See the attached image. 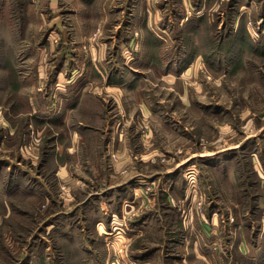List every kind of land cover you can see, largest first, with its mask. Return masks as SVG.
<instances>
[{"label": "rangeland", "instance_id": "rangeland-1", "mask_svg": "<svg viewBox=\"0 0 264 264\" xmlns=\"http://www.w3.org/2000/svg\"><path fill=\"white\" fill-rule=\"evenodd\" d=\"M176 3L0 0V264H188L177 257L178 246L165 243L159 216L166 238L172 237L168 219L178 218L186 234L190 219L216 216L222 231L240 222L247 262L264 264V0ZM193 58L188 78H180ZM170 70L174 79L205 84L206 102L190 85L187 94L192 107L198 101L224 109L209 115L211 125L225 129L222 136L211 135L209 142L199 136L187 141L189 149L161 144V123L185 115L177 80L174 91L162 81ZM94 96L110 111L99 133L104 171L113 172L118 156L109 146L119 143L128 154L127 180L109 183L79 163L91 156L87 133L95 125L79 111ZM81 134L88 142L77 146ZM254 134L255 148L239 147ZM236 143L234 182L210 187L213 172L203 163L213 156H199ZM196 152L199 161L185 167L194 171L195 187L183 170L185 188L173 190L174 198L164 174L175 175L181 170L176 164ZM159 173L164 189L157 195L158 183L149 180ZM128 184L137 197L135 189L114 196L119 205L104 213L101 205L112 200L108 188ZM106 228L113 232L109 240ZM211 233L203 242L217 252L214 264H235L232 245Z\"/></svg>", "mask_w": 264, "mask_h": 264}, {"label": "crops", "instance_id": "crops-1", "mask_svg": "<svg viewBox=\"0 0 264 264\" xmlns=\"http://www.w3.org/2000/svg\"><path fill=\"white\" fill-rule=\"evenodd\" d=\"M152 0H147V2H150ZM187 1V3H186ZM189 0H177L176 4H185L186 6L188 4ZM144 2L146 3V0H144ZM142 3V2H141ZM181 3V4H180ZM177 10V9H176ZM156 12H154V14L156 15ZM160 12V11H159ZM159 14H157L158 16ZM195 58H193L192 61H190L188 64H186V68L183 71V73L181 74L180 78H188L187 75V71L189 70V66L191 64V66L193 65V61ZM182 62V60H181ZM179 62L180 65H182L184 62ZM183 66V65H182ZM173 71V70H172ZM171 70L169 71V73L164 77H162V81L164 83H166V81L169 83L168 85L171 86L172 90H175V85L174 82L175 80H177L178 85H180V99L182 98V105H183V110H184V114L182 116V118L180 119V121L178 120L177 122L173 121L174 124H170L169 121H167V119L164 121V123L162 122L161 124H163V126H161L162 130L165 131V135H164V139L163 142L161 143L162 145H164L166 148H173L175 146H187L189 145V142L191 141H195L197 137L201 136L202 138H204V141H211V135L212 136H222L223 135V129L219 126V125H211V116L209 115H214L211 114L215 113L217 111H219L220 113L222 112V110H224L222 108V110L220 108H218L217 105L215 104H204L200 103L198 101H193V103H195L193 105V107L191 106V99L193 100V98L190 99L189 93L188 92V86L190 85L193 89H195V96H200V100L201 101H207L209 99V93H207V88L205 89V84H199L197 86L193 85L190 83L189 81H182L180 79H174L172 75L173 72ZM173 78V79H172ZM130 79H135V78H130ZM217 80V79H216ZM123 82L125 80H122ZM173 81V82H172ZM181 81V82H180ZM167 84V83H166ZM214 93V92H213ZM92 94V93H90ZM216 95H218L216 92L214 93ZM95 95V93L92 94V96ZM88 96V95H87ZM116 96H118V94H116ZM96 97V96H94ZM116 100L117 98L114 97ZM93 98L89 97L87 98V101L84 102V110L79 111V115L84 116V118L87 120L89 119L90 121L93 122L94 128H90L88 129L90 131V133H87L89 136H85L88 137L89 139V145H90V155L89 158H87V161L84 160H80L79 163L81 164V166L87 165L88 167L93 169V174L96 175L97 177H102L103 175L106 176V178H109L108 182L112 183L114 181V179L116 180H121L123 179V181L128 177L124 176V174L122 173V170L126 167H128L126 158H127V151L126 150H122L120 148V144L119 143H114V147L112 148L111 145L109 146V150L112 149V151H116L117 152V162L114 163V168H113V172L111 171L110 174H106V172L104 171V161H105V152H104V156L102 151H100V149L98 150L99 145L102 143V136L99 134L100 133V129L104 128V125L106 124V120L107 117L110 113V111H107L106 106L101 105L102 103H100L96 97V100H92ZM173 99V96H172ZM196 102H198L199 104H196ZM71 105H73V103H71ZM69 107V106H68ZM104 107V108H103ZM192 108V112H197L198 114H200L197 117L192 116V114H189V109ZM146 111V110H145ZM147 114V113H146ZM222 114V113H221ZM221 114H217V116L221 117ZM193 118H196V121L193 120ZM251 121V120H250ZM249 121V122H250ZM248 122V126L250 125ZM152 128L149 127L147 132L150 134V132H152L153 130H151ZM225 130V129H224ZM115 133V131H114ZM255 135V134H254ZM81 137L78 138V141L75 139L74 142L76 143V145L78 146L79 143H84L87 144L88 139H86L85 137H83L84 135H80ZM148 136V134H147ZM252 135H248L246 136V140L242 142V144L239 145V147H245L246 149H249L248 146H250V144H252L250 147L255 148V146L257 145L256 142V136H252ZM249 137V138H248ZM91 138V140H90ZM114 141H116V137L112 138ZM106 140V139H105ZM156 140V139H154ZM155 145L157 146V140L155 141ZM219 141H216V144H218ZM238 144H231L226 146L223 149L220 150H216L214 153H207L205 155H200L198 154V152H196L195 154L193 153L192 156H190L188 159L186 160H180L176 165H179L181 170L179 172H176L175 175L168 177L169 174H164V177H166V179L164 178V184H165V189L170 190V195H172V193L174 194L173 197L176 198L177 193H174L173 190H175L176 188L178 189V192L181 193V191L183 192V189L185 188V182L183 181L181 172H183V170H188L190 168H185L186 166L188 167V161L194 160L195 158H197L196 156H199L200 158L206 159L207 157H211L213 156L211 159L209 158V160H207V163H203V165L208 168L209 171L213 172L212 173V177L209 178L207 177L206 180L208 185H210V187H215L217 188V190H219L221 187H224V184H226L227 186H230L234 180L233 178H231V159H233L232 154L235 151L239 150V147H237ZM189 149V146H187ZM185 149V147H183ZM253 150V149H251ZM183 151L179 150V152ZM113 152V153H114ZM180 159V156H179ZM199 160L195 159L194 162H198ZM77 163V164H79ZM152 164V163H151ZM185 165V166H184ZM141 168L142 166L139 165ZM192 166H195L194 164ZM129 168V167H128ZM156 172L158 169H155ZM135 171L138 172H142L140 170H138L136 168ZM133 172V171H132ZM160 174V173H159ZM129 175V174H128ZM162 177V175H158L155 176L154 178H151L149 181H154V183H158L157 186H159L157 188L156 194L158 195V193L160 192L161 189H164V185H161V181L160 178ZM204 176V174H202V177ZM130 177V176H129ZM146 177V176H144ZM143 177V178H144ZM142 178V179H143ZM150 178V177H148ZM128 181V182H132ZM140 182V180H138ZM124 183V182H123ZM141 183V182H140ZM139 183V184H140ZM138 184V185H139ZM182 184V186H181ZM129 185H122L118 188H108L109 191L107 194L108 199H112L110 201H108V203L105 206H102L101 202H98L101 207L102 210L104 211V213H108L110 215V213L114 212V209L119 205V197H115L114 196H118L119 194H124L129 192V190L134 191V193H132V198L134 195V198L137 197L138 191L137 188H129ZM182 188V189H181ZM172 189V190H171ZM220 192V191H219ZM226 193V192H224ZM100 196H106V195H100ZM99 196V197H100ZM98 197V198H99ZM222 197V196H219ZM102 198V197H100ZM160 199V198H159ZM95 201V200H92ZM144 201L145 202H150V199L145 198L144 197ZM96 202V201H95ZM240 202V200H239ZM102 214V213H101ZM233 216V217H232ZM230 216L231 220L234 218L235 214ZM160 220H159V228L160 230H162V237L165 241V243L170 244L169 246H174V248L176 246H178L177 252H178V256L177 257H181L183 259H188L189 263L188 264H214V261L216 258H218V256H216L215 254H217V252L213 253L214 250H212L211 248L209 249L208 245H206L203 241H204V237L207 238V235L209 234V230L210 228L212 229V236L215 239H220L221 240V245H232V249H234L233 251V262H235V264H250L247 262L245 255L248 254L249 248H248V244L246 242V238L243 232V228H241V226L239 225L240 222H237V227L234 226V230L235 233L233 232L234 230L231 229L230 223H226L224 230L222 231V229L219 226V220L216 216H209L208 218H197V221L195 220L194 222L191 221V219L189 220L190 223V228L188 233L186 234L185 231L183 230H179L181 228H179V219L177 218V220H170L168 219V222L166 224L171 225L170 226V235L172 237L170 238H166L165 236V229H166V225H164L162 222H164L163 218L161 216H159ZM107 221L109 222V216L106 218ZM145 223V221H138L136 223V226L140 225L141 227L142 224ZM115 224H118L117 222ZM119 225V224H118ZM100 227H102L100 225ZM114 229H119V227L115 226ZM231 231V232H230ZM231 233L228 234V233ZM105 235L107 234L108 237H106L107 240L110 239V237L112 236L111 233L109 231V228L105 229ZM120 233V232H117ZM115 239V238H114ZM225 241L224 243L222 241ZM116 241V239H115ZM114 241V242H115ZM217 241V240H216ZM114 242L112 244V246L114 245ZM225 245V246H226ZM162 250L165 252L164 246H162ZM157 251H160V249L158 248ZM180 251V252H179ZM164 252H161V254H166ZM182 254V255H181ZM214 254V255H213ZM167 255V254H166ZM149 257V256H148ZM147 257V258H148ZM214 260V261H213ZM79 260H75L74 263H77ZM180 261V260H179ZM99 262V261H98ZM231 262V261H230ZM229 262V263H230ZM102 262L98 263V264H102ZM78 264V263H77Z\"/></svg>", "mask_w": 264, "mask_h": 264}, {"label": "built area", "instance_id": "built-area-1", "mask_svg": "<svg viewBox=\"0 0 264 264\" xmlns=\"http://www.w3.org/2000/svg\"><path fill=\"white\" fill-rule=\"evenodd\" d=\"M191 169H189L188 170V172H187V181H188V184H189V186L191 187V188H194L195 187V183H196V181H194V180H196V179H194V171L192 170V171H190Z\"/></svg>", "mask_w": 264, "mask_h": 264}]
</instances>
